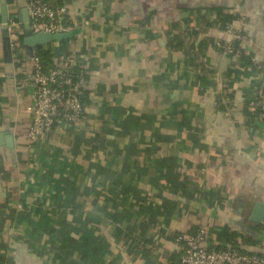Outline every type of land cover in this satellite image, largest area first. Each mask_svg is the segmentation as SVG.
<instances>
[{"label":"crops","instance_id":"crops-1","mask_svg":"<svg viewBox=\"0 0 264 264\" xmlns=\"http://www.w3.org/2000/svg\"><path fill=\"white\" fill-rule=\"evenodd\" d=\"M28 1L6 0L22 43L10 62L0 2V264H181L176 236L196 227L208 228L209 248L234 233L242 252L264 255V222L246 219L264 202V139L243 110L262 74L198 47L206 36L232 42L203 20L235 12L245 36L235 44L264 64V0H57L80 33L44 47L54 65L67 55L85 72V114L31 147ZM193 28L195 43L173 48Z\"/></svg>","mask_w":264,"mask_h":264},{"label":"built area","instance_id":"built-area-1","mask_svg":"<svg viewBox=\"0 0 264 264\" xmlns=\"http://www.w3.org/2000/svg\"><path fill=\"white\" fill-rule=\"evenodd\" d=\"M27 13L30 19L31 33H65L72 31L74 27L66 23V7H55L40 0L27 2ZM240 21L242 18L233 12ZM9 34L12 48L22 45L18 38L14 21H9ZM232 36L233 41H243L245 36L235 32L232 22L221 29ZM218 39L211 40L214 48L222 56L239 57V47L234 43ZM21 52V51H20ZM24 53V51H22ZM254 61L261 69V83L250 91L251 98L248 106L252 109H260L259 119H264V64ZM32 82L34 87L32 103V120L27 132L26 143L29 147L40 141L47 133L57 127L74 126L81 124L85 106L80 94L87 85V78L83 71L75 70L77 65L73 57L65 56L57 60L54 67L45 70L38 57H32ZM226 101L231 102V94L227 89L222 94ZM249 131L256 137L264 139V127L256 129L249 122L246 123ZM210 238L207 227H200L195 234L183 233L176 236V242L181 249V264H264V255L242 252L230 246L226 248H209L205 245Z\"/></svg>","mask_w":264,"mask_h":264},{"label":"trees","instance_id":"trees-1","mask_svg":"<svg viewBox=\"0 0 264 264\" xmlns=\"http://www.w3.org/2000/svg\"><path fill=\"white\" fill-rule=\"evenodd\" d=\"M44 3H48L50 5H53L55 7H59L60 6V2L59 1H55L53 2L52 0H40ZM9 2V0H8ZM62 5V4H61ZM234 18H236V15L233 14V13H229V12H220L219 14H217V17L215 19H213L212 21H210L209 19H205L203 20L204 21V27H210V26H215V28H217L218 30H221V29H225L226 26L228 24H230L232 22V20H234ZM66 20H67V16H66ZM67 23V21H66ZM192 31H187V30H183V29H179V32L175 35V37L173 38V48H177V49H183L184 45L189 43L191 45H193V43H195V39H194V36L196 35V33L199 31L198 29H191ZM186 38V39H185ZM188 39V40H187ZM235 47L238 48L237 44L240 45V42L237 41V44L236 41L233 42ZM198 47H200L201 49L204 48H214L213 44L211 43L210 41V37H205L204 40H202ZM35 51V55L36 57H38L41 65L43 66V68L45 70H48V69H51L53 68L54 66V63L52 61V52L50 51L49 48L44 47L43 46H37L35 47L34 49ZM240 51V57H241V62L244 64V65H248L250 66L252 69L256 70L259 72L262 71L261 69H258V64L254 61V58L250 55V54H246L244 52V50L242 48L239 47V50ZM187 52V56H190L189 53L191 51H186ZM193 57V56H191ZM74 69L77 71V70H80V71H83L82 68L79 66V65H76L74 67ZM201 71L202 69L199 68ZM84 72V71H83ZM200 73V78L202 79H205V77L207 76L206 74H203V71L202 73L199 71ZM85 74V72H84ZM86 75V74H85ZM87 95H88V92L86 91V87L83 88L82 90V93L80 94V98L82 100V103L84 104L85 106V101L87 99ZM217 95V98H216V102H217V105L218 107H220V109H226V107L228 106L229 102L226 101V96L220 94L219 92L216 94ZM251 98L250 94L247 95V98H246V102L244 104V116H245V121L246 123H251L253 125L254 128L256 129H262L264 127V119H259V113L261 112L260 109H255V108H251L248 106V100ZM231 99V98H230ZM198 231V228H194L192 230L193 233L191 234H195L197 233ZM236 235L234 233H223L221 235H218L217 236V239L220 241V245H218V249L219 248H226L228 247L226 244V242H230L232 248H236L240 251H242L236 241Z\"/></svg>","mask_w":264,"mask_h":264},{"label":"water","instance_id":"water-1","mask_svg":"<svg viewBox=\"0 0 264 264\" xmlns=\"http://www.w3.org/2000/svg\"><path fill=\"white\" fill-rule=\"evenodd\" d=\"M1 2V14H2V42H3V51L4 58L6 62H10L12 60V50H11V42H10V34H9V15H8V7L6 0H0ZM23 15V45L25 51L29 57L34 56V49L37 46L47 45L52 42H60L68 40L78 33H80V29L75 28L72 31L65 33H48V32H39V33H31L30 31V19L27 13V9L22 10ZM5 142L8 145H11V137L9 134L5 135ZM246 219L253 223L264 222V202L257 201L249 211L246 216Z\"/></svg>","mask_w":264,"mask_h":264}]
</instances>
